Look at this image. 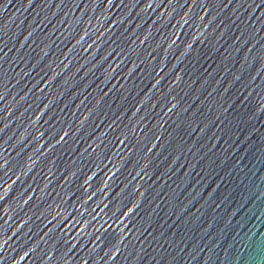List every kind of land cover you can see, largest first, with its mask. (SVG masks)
Instances as JSON below:
<instances>
[{"label": "water", "instance_id": "water-1", "mask_svg": "<svg viewBox=\"0 0 264 264\" xmlns=\"http://www.w3.org/2000/svg\"><path fill=\"white\" fill-rule=\"evenodd\" d=\"M0 264H264V0H0Z\"/></svg>", "mask_w": 264, "mask_h": 264}]
</instances>
